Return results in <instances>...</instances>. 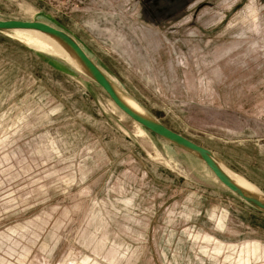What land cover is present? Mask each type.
<instances>
[{
  "label": "rangeland",
  "instance_id": "1",
  "mask_svg": "<svg viewBox=\"0 0 264 264\" xmlns=\"http://www.w3.org/2000/svg\"><path fill=\"white\" fill-rule=\"evenodd\" d=\"M0 20L64 31L264 194V0H0ZM66 60L0 33V264H264V213Z\"/></svg>",
  "mask_w": 264,
  "mask_h": 264
},
{
  "label": "water",
  "instance_id": "2",
  "mask_svg": "<svg viewBox=\"0 0 264 264\" xmlns=\"http://www.w3.org/2000/svg\"><path fill=\"white\" fill-rule=\"evenodd\" d=\"M16 30H32L46 34L54 39L58 40L64 47H66L79 61L84 68L86 75L97 84L113 102V104L130 118L133 122L140 125L152 134L178 146L179 148L189 152L195 153L218 179V181L229 191L237 195L245 203L251 207L264 213V201L242 191L238 188L218 167L215 161V156L211 151L193 143L185 137L169 130L156 119L151 117H143L133 110H131L124 102L120 99L114 86L108 76L88 57L80 45L64 31L54 28L48 24L42 22H28L0 20V33L13 32ZM85 74V73H84ZM217 159V158H216ZM231 169V168H230Z\"/></svg>",
  "mask_w": 264,
  "mask_h": 264
},
{
  "label": "bare ground",
  "instance_id": "3",
  "mask_svg": "<svg viewBox=\"0 0 264 264\" xmlns=\"http://www.w3.org/2000/svg\"><path fill=\"white\" fill-rule=\"evenodd\" d=\"M13 34L19 41H21L27 47L32 48L35 51L45 52V53H48L49 55L53 54V56H54V54L64 56L65 58H67L66 61H69V63L71 64L70 66H73L76 69H78L81 72L86 74L84 68L79 63V61L76 59V57L66 47H64L58 40L54 39L53 37H50L46 34L40 33L38 31H32V30H27V31L26 30H16V31H13ZM108 78H109V76H108ZM113 86H114V89L116 90V93L120 97V99L131 110H133L134 112H136L137 114H139L143 117H151V115L148 112H146L134 100H132L129 96H127L121 89H119L114 84H113ZM112 104H113V102H112ZM190 154L197 157V155L195 153H190ZM215 161H216V164L218 165V167L220 168V170L238 188H240L242 191L258 198L259 200L264 201V194L257 187H255L252 183H250L245 178H243L240 174H238L237 172L230 169L227 165L222 163L220 160L215 158Z\"/></svg>",
  "mask_w": 264,
  "mask_h": 264
},
{
  "label": "crops",
  "instance_id": "4",
  "mask_svg": "<svg viewBox=\"0 0 264 264\" xmlns=\"http://www.w3.org/2000/svg\"><path fill=\"white\" fill-rule=\"evenodd\" d=\"M216 178V177H215ZM218 180V179H217Z\"/></svg>",
  "mask_w": 264,
  "mask_h": 264
}]
</instances>
